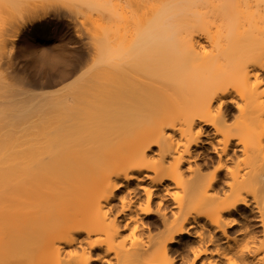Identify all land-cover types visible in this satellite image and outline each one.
Listing matches in <instances>:
<instances>
[{
  "label": "bare ground",
  "instance_id": "obj_1",
  "mask_svg": "<svg viewBox=\"0 0 264 264\" xmlns=\"http://www.w3.org/2000/svg\"><path fill=\"white\" fill-rule=\"evenodd\" d=\"M62 17L77 91L0 73V264H264V0H0V70Z\"/></svg>",
  "mask_w": 264,
  "mask_h": 264
},
{
  "label": "rangeland",
  "instance_id": "obj_2",
  "mask_svg": "<svg viewBox=\"0 0 264 264\" xmlns=\"http://www.w3.org/2000/svg\"><path fill=\"white\" fill-rule=\"evenodd\" d=\"M43 8L44 7L41 8L43 12L40 11L39 9H38L39 11L37 10L38 13H36V16L39 14V12H42L44 15L42 13H40V15L42 14L41 18H40V15H38L37 17H39V18H36V19L34 18L35 20L33 19L35 22H43L44 23V21L46 22L48 20V18L51 19V16L48 15V9H46L47 11H45V9H43ZM33 13L35 15V12H33ZM33 20H32V23H34ZM88 29L89 28H87V30ZM46 32H47L45 35L46 36V43L41 45L40 50L52 51L53 50L52 48H61L62 52H64V53H62L60 56H58L55 59H53L52 61H50V64L49 63L46 64V63L42 62V60L40 58L34 57L32 54H30L29 52H27V50H24L23 48H21L22 50L21 49L17 50L15 53V57L12 60V63H13V65H12L13 69L12 70L13 71L8 73L7 68L6 69L1 68V70H0V73L2 74V79L5 82H7L8 84H10L11 88H13V89L4 88L5 90L6 89L7 90H6V92H3V94H4V96L6 94L7 97L5 96L2 98L6 99V98H9V96H11L10 98H12V99H10V101H12L13 99H20V98L24 99V101H27V99L32 98L30 100L34 101V100H36V98H38V96L40 97L41 95H44L47 92L50 93L49 91H51L53 94H55L54 90H57L55 92H57V93L60 92V94H61V92H65V91L68 92L71 90H72L71 92H73V90H75V89L77 91V88H75V87H77V86L79 87V85H80L79 83L82 82L81 80L83 79V77H74V75L77 76L76 71L77 70L79 71V69L81 67H83L82 64L85 67L87 66L86 67L87 69L92 64V63L91 64L87 63V61L90 60V59L88 60V58H90V53H91L90 49H93L92 44H93V41L95 40V39L93 40V39L89 38L90 36H88V35H90L88 33H92V31L87 33V31L84 29V27L79 26L78 24H75V22H72L70 19H68V17H62L59 20L53 19L50 22V24L46 26ZM91 46H92V48H91ZM88 52H89V57H88ZM86 58H87V60H86ZM93 67H94V65H93ZM79 72H78V74H81ZM6 73H7V75H6ZM42 77H43V81H42ZM3 94L1 93V96H3ZM33 97H35V98H33ZM4 99H2V100H4ZM21 99L19 100V102L21 101ZM6 100H4V101H6ZM28 102H30V101L28 100ZM6 106H14V105H11V102H10V104H8ZM18 107H16V109H18ZM21 107L23 108L22 105L19 108H21ZM10 108L11 107H9L8 109H10ZM12 108H14V107H12ZM16 109L15 110H13V109L7 110V108H6L7 111H10V114L12 112L15 113ZM26 109L30 110L31 108L30 109L26 108ZM23 110H22V113H20L21 111L18 113V110H17L16 114L12 113V115H9L8 112H7L8 114L4 113L6 116L3 114L5 117H3V120L1 122L4 123V121H5L6 125L12 124V125H10V126L8 125L7 127H4V128L9 129V127H10V129H11V126H15L14 128L12 127L13 130L14 129L18 130L17 128H19V126H21L20 128L22 129L23 128L22 126H24V125H27L29 123H30V125L31 124L33 125V123L35 124L37 122V120L36 121H35V119L33 120V118H35V116L32 118V120H30L31 118H29V121H28V118H26V116L27 115L30 116L32 114V112L30 114L29 111L25 110L26 112L23 113L24 112ZM32 111L34 112L35 110H32ZM32 116H33V114H32ZM32 116H30V117H32ZM23 118H25V120ZM20 119L21 120L23 119L22 120L23 122H21ZM38 120L40 121V123L39 122H37V123L41 124V120L40 119H38ZM9 121H10V123H8ZM32 121H34V122H32ZM22 123H23V125H22ZM5 124H4V126H6ZM10 129H9V131H10ZM19 131H21V130H19ZM145 221L149 222L150 224H153V221H156V218L154 216L150 215V216L145 218ZM92 264H98V263L92 262Z\"/></svg>",
  "mask_w": 264,
  "mask_h": 264
},
{
  "label": "snow or ice",
  "instance_id": "obj_3",
  "mask_svg": "<svg viewBox=\"0 0 264 264\" xmlns=\"http://www.w3.org/2000/svg\"><path fill=\"white\" fill-rule=\"evenodd\" d=\"M40 53H38V55H39ZM41 59H42V62H44V63H49L51 60H52V56L51 55H43L42 57H41Z\"/></svg>",
  "mask_w": 264,
  "mask_h": 264
}]
</instances>
